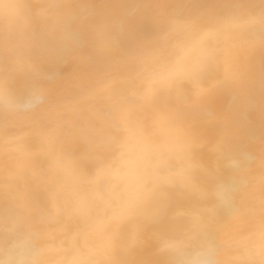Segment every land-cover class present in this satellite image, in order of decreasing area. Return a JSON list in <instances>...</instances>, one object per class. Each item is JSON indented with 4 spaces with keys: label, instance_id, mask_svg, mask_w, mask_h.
<instances>
[{
    "label": "bare ground",
    "instance_id": "1",
    "mask_svg": "<svg viewBox=\"0 0 264 264\" xmlns=\"http://www.w3.org/2000/svg\"><path fill=\"white\" fill-rule=\"evenodd\" d=\"M0 264H264V0H0Z\"/></svg>",
    "mask_w": 264,
    "mask_h": 264
}]
</instances>
